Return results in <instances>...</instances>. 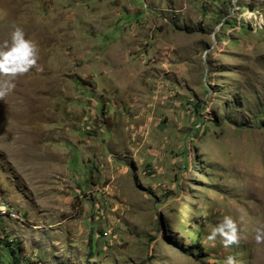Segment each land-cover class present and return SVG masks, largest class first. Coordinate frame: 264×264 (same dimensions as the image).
I'll return each mask as SVG.
<instances>
[{
	"label": "rangeland",
	"instance_id": "1",
	"mask_svg": "<svg viewBox=\"0 0 264 264\" xmlns=\"http://www.w3.org/2000/svg\"><path fill=\"white\" fill-rule=\"evenodd\" d=\"M144 19L169 62L193 67L191 101L167 99L160 124L141 115L145 41L127 37ZM15 28L38 58L0 96V202L25 216L0 218V264H13L7 243L20 264H264V0H0V52ZM81 87L123 91L83 102ZM93 102L114 138L78 133ZM224 216L238 236L227 247L206 239Z\"/></svg>",
	"mask_w": 264,
	"mask_h": 264
},
{
	"label": "crops",
	"instance_id": "2",
	"mask_svg": "<svg viewBox=\"0 0 264 264\" xmlns=\"http://www.w3.org/2000/svg\"><path fill=\"white\" fill-rule=\"evenodd\" d=\"M147 19H144V23H141V26L138 28L137 26H134L132 28L131 31V36H127L129 37V39H134L135 37L139 38V41L144 40L145 42L141 43L139 42V57L138 59L140 60L138 65H139V72H140V76L142 77V81L143 84L146 87H141V103H143L142 105H144V109H142L141 115H148V118L150 117L151 120L155 119L158 121V124H160V122L162 121L164 116H168V111L166 110L167 107L170 109L172 106V103L167 102V99H170V97H172L173 95H178V97L180 98L179 103L174 104V108H179L182 110V107L185 106V104L182 101H191V99H188V93L187 91L189 90V87H195V85H193L190 82V78L189 75H191L192 73V64L191 62L187 63H179V64H175V63H171L169 62V60L167 58H165L164 56H166V54H163L165 50H167L169 48L168 45H166L165 47H163L162 45V38L161 36L156 35V33H152V26L150 27L149 25H147ZM153 34H154V38H153ZM181 35H186V34H181ZM126 37V38H127ZM188 39L184 40L186 41V47H190V50L192 52H194V50H196L197 48L199 49V51L202 50L204 43L202 42V40L200 41L199 39H193L194 42H192L191 36H187ZM121 40V39H120ZM119 40V41H120ZM154 40V41H152ZM198 41V42H197ZM150 43L151 47H147L145 46L146 44ZM120 44H122V42H120ZM119 44V45H120ZM155 44V45H153ZM127 45V44H126ZM141 45H144L143 47ZM193 46V47H192ZM183 49V48H182ZM189 48H187L188 51ZM113 51L112 48H107V51L104 50L105 55L106 54H110L111 56V52ZM170 57V56H169ZM113 58V57H112ZM132 60V59H131ZM192 60V59H191ZM190 60V61H191ZM160 71H165V72H169L172 71L173 74L178 76V82L176 84V87H168L166 89L161 88V90L157 91L158 87H157V75L159 74ZM126 76V74H125ZM82 95H80V98H82V101L84 102V94L85 91H92L94 94L97 95V97L100 96V93H106L110 92L111 94L114 93L115 97V93L118 91H123V90H118V89H112V88H106V87H81ZM181 89H185L186 91H183ZM164 91L166 93H164ZM156 92H159L161 94V98H158V96L156 95ZM166 94L165 96H162ZM167 96V97H166ZM166 97V107L163 106V104H161L160 100H163V98ZM188 99V100H187ZM153 100V101H152ZM86 102V101H85ZM118 102H120V104H123V100H121V98L118 99ZM165 103V102H164ZM85 105H82L81 107H83ZM98 103H91L90 106V113L92 116H84V111L83 109L80 111L81 115H80V121L78 123H76L78 125L79 128H77L78 133L80 132L81 134H88V130H90L93 134H98V133H105V131L108 134H112V138H114V133L116 132L115 129V122L113 123V119L111 121V124L107 126V128L105 129L102 126H99V122L100 119L97 117L96 115V109L98 108ZM164 107V110H163ZM95 109V110H93ZM121 109V108H120ZM180 110V111H181ZM123 111V110H122ZM125 111V110H124ZM174 111V110H172ZM94 113V115H93ZM124 112H122L123 114ZM176 113L179 114V112L176 111ZM176 115L174 116L176 119H183L180 115ZM93 116H94V121H93ZM107 120H111L110 118H106ZM154 122V120H153ZM90 123V127H87L86 124ZM157 126V124L155 125ZM103 129L105 131H103ZM101 130V131H100ZM79 133V134H80Z\"/></svg>",
	"mask_w": 264,
	"mask_h": 264
},
{
	"label": "clouds",
	"instance_id": "3",
	"mask_svg": "<svg viewBox=\"0 0 264 264\" xmlns=\"http://www.w3.org/2000/svg\"><path fill=\"white\" fill-rule=\"evenodd\" d=\"M12 46L6 52H0V74L9 77L0 85V96L6 91H11L14 84L11 82L18 74L28 72V70L36 64L37 49L36 45L24 38V33L21 29L15 28L11 33ZM2 210V208H0ZM259 232V230H258ZM221 238V242L227 247L234 244L238 240L237 226L235 221L230 216H224L222 221L213 226L208 233L206 239L210 242ZM257 240L260 235H257ZM224 264H235L231 256L224 260Z\"/></svg>",
	"mask_w": 264,
	"mask_h": 264
},
{
	"label": "built area",
	"instance_id": "4",
	"mask_svg": "<svg viewBox=\"0 0 264 264\" xmlns=\"http://www.w3.org/2000/svg\"><path fill=\"white\" fill-rule=\"evenodd\" d=\"M255 14V15H254ZM254 15V16H253ZM250 22L251 24L257 25L259 22V15L256 10L250 9L248 16L246 17V23ZM241 28V21L236 28V31ZM0 218H7L9 220L15 221L18 225H23L25 223V216L20 212L11 209L7 204L0 202Z\"/></svg>",
	"mask_w": 264,
	"mask_h": 264
},
{
	"label": "trees",
	"instance_id": "5",
	"mask_svg": "<svg viewBox=\"0 0 264 264\" xmlns=\"http://www.w3.org/2000/svg\"><path fill=\"white\" fill-rule=\"evenodd\" d=\"M6 247H7V249H9V255L13 259V264H20L21 259L17 254L21 251V249L19 248L18 250H16V249L10 247V245L8 243L6 244Z\"/></svg>",
	"mask_w": 264,
	"mask_h": 264
}]
</instances>
